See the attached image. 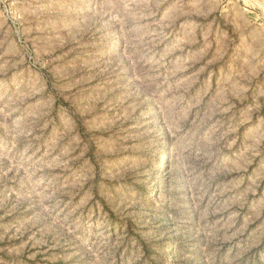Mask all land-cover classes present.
Wrapping results in <instances>:
<instances>
[{"label": "rangeland", "instance_id": "obj_1", "mask_svg": "<svg viewBox=\"0 0 264 264\" xmlns=\"http://www.w3.org/2000/svg\"><path fill=\"white\" fill-rule=\"evenodd\" d=\"M0 264H264V0H0Z\"/></svg>", "mask_w": 264, "mask_h": 264}]
</instances>
